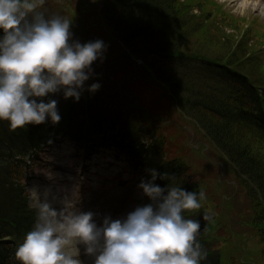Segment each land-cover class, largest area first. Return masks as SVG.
Segmentation results:
<instances>
[{"label":"trees","instance_id":"obj_1","mask_svg":"<svg viewBox=\"0 0 264 264\" xmlns=\"http://www.w3.org/2000/svg\"><path fill=\"white\" fill-rule=\"evenodd\" d=\"M54 2L43 0L40 10L46 15L55 14L51 9ZM66 3L72 5L69 0ZM97 4L96 0H78L73 12H94L93 20L100 17L105 28L116 32L127 49L141 56L152 78L164 82L179 110L210 138L236 175L262 187L264 196V163L257 154L260 149L250 147L253 140L264 146V91L259 93L255 83L239 75L243 70L248 77L263 83L264 71L257 66L253 51L246 52L251 45L238 42L234 46L231 36L222 40L230 41L226 48V52L231 51L228 59L212 58L207 50L200 49L206 47L202 40L208 36L210 26L217 25L215 20L220 15L226 16L221 5L215 0H102L98 12ZM59 14L64 13L59 10ZM74 23L80 24V19ZM192 32L201 35L197 37L201 42L195 41L187 49ZM223 35L215 34V40ZM215 36L211 35L208 41L212 42ZM107 89L102 85L78 101L55 94L61 114L57 123L45 121L11 129L7 121H0V264H21L15 250L32 227L36 213L29 206L25 181L36 163L37 152L56 138L66 136L78 147L90 146L106 133L111 134L109 129L116 124H130L129 129L115 130L113 140L118 145L132 143L136 169L154 167L174 174L168 181L158 178L155 183L161 186L176 183L188 190L201 189L196 181L189 180L190 169L184 160L175 156L159 158L155 154L154 142L146 144L140 137L147 135L152 141L154 134L137 126L139 117L131 110L123 118L120 106L124 97L114 94L108 85ZM242 140H249V145ZM145 175H149L147 171ZM252 193L257 199L254 189ZM203 233L204 229L199 235ZM200 242L207 252L206 264H218L216 239Z\"/></svg>","mask_w":264,"mask_h":264},{"label":"clouds","instance_id":"obj_2","mask_svg":"<svg viewBox=\"0 0 264 264\" xmlns=\"http://www.w3.org/2000/svg\"><path fill=\"white\" fill-rule=\"evenodd\" d=\"M43 0H0V121L11 129L57 123L58 100L78 101L100 82L86 85L93 62L102 61L107 44L102 38L74 37V18L46 15ZM137 187L149 200L126 215L113 218L84 210L69 196L50 187L27 189L35 220L15 250L21 264H201L207 252L197 238L199 219L185 210L201 208L206 191L188 190L169 180V172L147 168ZM211 219V216H205Z\"/></svg>","mask_w":264,"mask_h":264},{"label":"rangeland","instance_id":"obj_3","mask_svg":"<svg viewBox=\"0 0 264 264\" xmlns=\"http://www.w3.org/2000/svg\"><path fill=\"white\" fill-rule=\"evenodd\" d=\"M72 1V5L66 6H62L55 1L53 3L55 5L51 9L54 12L62 11L64 15L74 18V21L80 19V24L75 25L73 22L72 30L74 37L76 35L75 38L86 41L87 36L85 35L91 31L92 33L88 35H92V39L102 38L107 44L103 60L95 61L102 65V73L99 77L93 76V79H98L99 82L105 79L107 80L106 83L114 80L118 82L119 87L122 86L128 91L131 97L127 98L132 99L129 105L138 111L140 122L162 137L165 141L163 149L167 152V156L178 157L187 163L190 169L189 180L196 181L199 187L206 191L207 196L202 201L201 208H207L213 215H217L225 222L222 239L228 241L226 247L231 248L236 242L243 241L245 239L244 235L252 234L247 224L242 227L243 221L247 222L251 215L252 209L247 208V205L248 203L253 205V203L249 202V199L254 200L253 193L251 194L252 189L248 186L250 182L236 175L224 154L203 131L195 126L189 117L179 110L174 98L171 96V92H167L162 83L153 80L150 74L143 70L144 68H140L141 70L123 69L122 63H119V59H122L123 56V48L118 41V36L109 31L110 35H106V32L101 30L103 29V21L100 20V17H97L93 26H91L90 21L94 18L91 15L94 12L85 11L81 15L75 14L73 8H75L78 1ZM216 1L225 9L239 15V18L236 19L237 26L232 27V30L226 29L232 33L231 36H235V32L237 36L250 35L254 44L256 38L253 37L250 30L247 34L245 29H249L250 19L257 17V15L264 20V0ZM89 27H93V29H89ZM214 29L215 27L212 28V30ZM198 36L201 35L196 32L191 33V39L186 43L187 49H190V46L197 41ZM202 41L207 42L208 47L212 49V42L207 40V36ZM233 41H235V38ZM199 42L201 40L197 41V43ZM229 42V40L225 42L218 50H208V47L200 49L207 50L206 53L209 54L223 55ZM249 47L252 48V46ZM257 66L264 71V66L261 64ZM90 81L91 78L87 83L90 84ZM163 130L165 132H162ZM243 142L249 145V140ZM253 145L255 149H260L257 154L259 160L264 163V146L257 140H253L250 147L252 148ZM241 147L244 148L243 145ZM248 149L250 151L249 147ZM42 157L41 169L36 168V172H33L34 175L29 180V186L50 187L59 196H69L68 203L78 201L82 187H90L86 186L85 182L82 185V180L79 178L81 175L84 176L78 168L82 162V150L77 151L68 140H59L50 149L46 150ZM90 157H92L90 161L94 165L91 169L93 174L86 172L85 175L94 179L99 185L102 182H108L106 179H111V184L118 183L130 174L129 167L125 165L123 160L116 159L117 154L115 152H102L99 150ZM262 169L264 170V167ZM138 183L139 181L134 180L126 186L127 197L145 198L142 191L137 187ZM258 222L261 224L260 221ZM262 227L264 226L262 225ZM236 256L244 259L240 251L236 252ZM261 260L259 258V262Z\"/></svg>","mask_w":264,"mask_h":264},{"label":"bare ground","instance_id":"obj_4","mask_svg":"<svg viewBox=\"0 0 264 264\" xmlns=\"http://www.w3.org/2000/svg\"><path fill=\"white\" fill-rule=\"evenodd\" d=\"M242 4V3H241ZM41 189H43L44 187H40Z\"/></svg>","mask_w":264,"mask_h":264}]
</instances>
